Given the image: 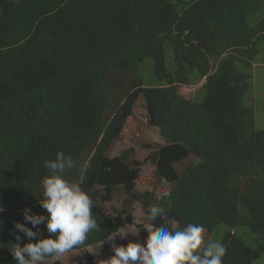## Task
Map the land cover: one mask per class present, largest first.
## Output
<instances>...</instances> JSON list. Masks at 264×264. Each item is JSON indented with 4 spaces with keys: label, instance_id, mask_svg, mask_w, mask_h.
I'll return each mask as SVG.
<instances>
[{
    "label": "trees",
    "instance_id": "1",
    "mask_svg": "<svg viewBox=\"0 0 264 264\" xmlns=\"http://www.w3.org/2000/svg\"><path fill=\"white\" fill-rule=\"evenodd\" d=\"M262 7L264 0H195L180 12L167 0H0V264H16L12 243L23 247L49 237L44 223L32 228L23 212L47 215L40 182L48 174L44 162L58 151L74 162L86 154L77 182L93 201L100 229L66 253L80 254L78 264H95L87 248L135 225L126 208L108 211L117 190L126 204L139 203L143 216L151 206L164 207L180 228L199 224L210 234L226 224L223 264L258 258L264 250V129H254L252 111L241 105L250 79L240 68H251L256 44L264 40V16L247 24ZM166 42L174 47L172 73L164 68ZM145 58L166 85L134 82L102 124L111 70L134 72ZM199 81H205L200 102L180 95V86ZM141 98L146 125L163 143L143 146L154 185L139 193L143 162L133 147L108 153L115 141L129 142L124 130ZM160 184L167 191L157 195ZM17 222L38 236L30 241ZM239 226L256 236L257 248L231 234ZM142 233L145 240L148 232Z\"/></svg>",
    "mask_w": 264,
    "mask_h": 264
},
{
    "label": "clouds",
    "instance_id": "2",
    "mask_svg": "<svg viewBox=\"0 0 264 264\" xmlns=\"http://www.w3.org/2000/svg\"><path fill=\"white\" fill-rule=\"evenodd\" d=\"M74 166V160L63 151L44 162L48 174L40 182L43 195L40 204L47 215H30L26 208L23 216L32 228L44 223L50 235L23 247L12 243L9 251L16 264H43L48 259L62 257L83 245L90 232L100 231L90 196L80 183L64 178L66 170ZM85 171L81 169L82 174ZM3 211L0 207V212ZM144 217L148 221L144 223L148 232L144 243L130 242L126 246L113 247L114 255L97 264H223L227 248L222 242L213 241L202 247L203 236L208 234L203 225L190 223L180 228L176 220H168L166 209L161 206H151ZM158 220L164 222L159 227L152 223ZM14 227L30 241L38 236L37 231L25 224L17 222ZM15 240L19 241L20 236Z\"/></svg>",
    "mask_w": 264,
    "mask_h": 264
},
{
    "label": "rangeland",
    "instance_id": "3",
    "mask_svg": "<svg viewBox=\"0 0 264 264\" xmlns=\"http://www.w3.org/2000/svg\"><path fill=\"white\" fill-rule=\"evenodd\" d=\"M172 4L178 12L187 8L195 0H167ZM264 16V7L253 12L247 17V24L249 26H255L257 22ZM174 47L171 43L166 42L163 46L164 54V68L166 72L172 73L175 69L174 61ZM256 55L252 61V66L250 69L240 68L241 72H244L249 76V89L242 96L241 105L246 109H250L253 113L254 118V129L263 130L264 129V69L262 62L264 59V40L257 42L256 44ZM115 76L110 79L107 88V106L104 109L102 124L106 125L108 118L111 117L116 109L118 103L122 101V96L129 90L130 86L134 82L140 81L143 87L147 88H159L166 85L163 78H159L154 73L153 60L151 58H145L141 63L137 64L134 72L125 73L120 68H114ZM110 71V72H111ZM109 72V73H110ZM108 73V74H109ZM108 76V75H107ZM109 79V78H108ZM193 80V78L191 79ZM195 82V81H193ZM110 83V84H109ZM205 81H199L195 85L191 86H180L179 93L187 99L194 100L197 98L196 102H200L204 97V90L202 89ZM197 93V94H196ZM125 128V133L129 138L127 144H123L120 140L113 143L108 153L109 157L119 156L121 152L129 147H133L134 158L143 162L140 167V177L137 179L135 184V189L137 192L142 193L144 191H151L154 185L153 173L154 166L150 162H146L145 159L149 155V151L145 150L144 145L149 146V149H153L163 142L159 137L156 130L150 128L146 125L147 114L145 111L143 99H139L134 106V117L132 118ZM86 157V154L82 155L78 160L75 161V166L72 169L66 170L64 173V178L72 182H79V174L81 176V169L84 166V161L82 160ZM88 159V158H87ZM191 157L179 164L176 168L182 171L187 162ZM157 187L156 194L160 195L167 191L166 184H160ZM128 198L116 191L113 200L109 203L108 211L127 209L128 212L132 213L135 218V225L129 226L119 233L114 235L112 240H107L104 244L90 247L87 252L92 257L95 264L98 261L105 260L106 256H113V247L126 246L130 242L141 243L144 241L142 235L147 233V229L144 228V223L148 222L144 220V216L141 212L138 203L130 201L127 203ZM230 229L226 224H219L216 229L210 234H204V245L213 241L222 242L225 233L229 232ZM235 234L247 247L251 249L257 248L259 241L256 236L250 232V230L245 226H239L231 230V234ZM81 259V255L78 253H68L59 257L60 262L63 264H78ZM50 263V262H49ZM251 264H264V250L261 252L260 256L254 259Z\"/></svg>",
    "mask_w": 264,
    "mask_h": 264
}]
</instances>
